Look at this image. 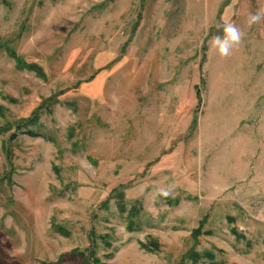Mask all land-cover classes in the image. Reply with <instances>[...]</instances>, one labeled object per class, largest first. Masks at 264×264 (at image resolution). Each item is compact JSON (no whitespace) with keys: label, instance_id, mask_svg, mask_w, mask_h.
Wrapping results in <instances>:
<instances>
[{"label":"rangeland","instance_id":"obj_1","mask_svg":"<svg viewBox=\"0 0 264 264\" xmlns=\"http://www.w3.org/2000/svg\"><path fill=\"white\" fill-rule=\"evenodd\" d=\"M0 264H264V0H0Z\"/></svg>","mask_w":264,"mask_h":264},{"label":"clouds","instance_id":"obj_2","mask_svg":"<svg viewBox=\"0 0 264 264\" xmlns=\"http://www.w3.org/2000/svg\"><path fill=\"white\" fill-rule=\"evenodd\" d=\"M260 19L259 14L252 15L249 18V23L256 22ZM225 37L221 38L219 36L214 37V43L218 48V52L222 56L229 54L230 48L233 43L237 42L240 38V35L237 29L232 25H225L224 27ZM167 195V193H164Z\"/></svg>","mask_w":264,"mask_h":264},{"label":"trees","instance_id":"obj_3","mask_svg":"<svg viewBox=\"0 0 264 264\" xmlns=\"http://www.w3.org/2000/svg\"><path fill=\"white\" fill-rule=\"evenodd\" d=\"M31 131H29L30 133ZM132 211V210H131ZM201 255H204L206 258L213 259V253L211 251H206L204 254L194 252L192 249L186 254V257L190 259H198Z\"/></svg>","mask_w":264,"mask_h":264},{"label":"water","instance_id":"obj_4","mask_svg":"<svg viewBox=\"0 0 264 264\" xmlns=\"http://www.w3.org/2000/svg\"><path fill=\"white\" fill-rule=\"evenodd\" d=\"M15 136H16V134L14 133V134L12 135L11 139H13Z\"/></svg>","mask_w":264,"mask_h":264}]
</instances>
